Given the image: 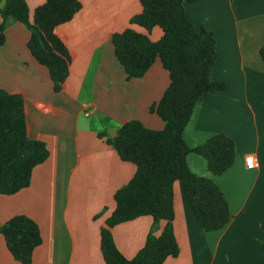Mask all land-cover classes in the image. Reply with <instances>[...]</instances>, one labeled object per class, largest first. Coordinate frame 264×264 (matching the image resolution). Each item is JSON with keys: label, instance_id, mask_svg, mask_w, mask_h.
<instances>
[{"label": "crops", "instance_id": "obj_1", "mask_svg": "<svg viewBox=\"0 0 264 264\" xmlns=\"http://www.w3.org/2000/svg\"><path fill=\"white\" fill-rule=\"evenodd\" d=\"M5 1L0 0V7ZM45 1H27L30 21ZM78 1L80 11L54 30L68 57V77L59 93L27 49L30 33L22 24H8L0 47V90L23 98L27 137L48 150L28 188L0 195V225L24 215L39 228L42 244L34 250L32 264H105L100 230L114 211L115 192L136 172L106 143L108 134L114 136L133 120L149 130L164 127L148 109L167 89L168 73L157 60L142 78L126 80L111 43L141 12L139 0ZM184 10L195 29L213 33L217 59L210 80L225 88L194 108L183 140L195 148L224 134L234 141L235 160L223 175L212 176L201 157L187 156L189 170L221 190L230 220L219 231H202L183 186L174 184L180 253L164 264H264V0H200L185 3ZM161 37L159 28L149 33L152 42ZM247 156L254 157L256 168L246 167ZM152 225L151 217H141L112 228L118 251L132 259ZM162 228L159 223L154 234ZM4 243L0 240V264H18Z\"/></svg>", "mask_w": 264, "mask_h": 264}, {"label": "trees", "instance_id": "obj_2", "mask_svg": "<svg viewBox=\"0 0 264 264\" xmlns=\"http://www.w3.org/2000/svg\"><path fill=\"white\" fill-rule=\"evenodd\" d=\"M27 1L6 0L0 7V47L5 43L8 24H22L30 33L27 49L47 69L53 90L59 93L68 77V57L54 30L78 13L81 4L78 0H46L34 10L30 21ZM198 1L139 0L141 12L130 19V27L112 36L114 55L126 80L142 78L158 60L168 73L169 85L148 109L163 122L162 130H149L133 120L106 140L118 158L134 165L136 172L128 184L115 192L114 211L100 230L105 264H164L168 258L178 257L173 209L176 183L183 186L202 231H219L230 220L229 205L221 190L212 180L193 174L186 158L189 154L201 157L209 174L221 176L234 163V141L217 134L189 148L182 137L194 108L209 94L225 88L223 83L210 80L217 59L213 33L195 29L184 10L185 3ZM154 28L162 32L156 42L149 39ZM260 55L264 60V47ZM47 158L45 144L27 137L23 98L0 90V195L12 196L28 188L34 168ZM141 217L152 218V229L143 247L128 260L116 248L111 229ZM159 223L163 228L156 236ZM0 235L15 262L32 264L33 252L42 244L34 221L24 215L15 216L0 225ZM260 245L264 251V240Z\"/></svg>", "mask_w": 264, "mask_h": 264}, {"label": "built area", "instance_id": "obj_3", "mask_svg": "<svg viewBox=\"0 0 264 264\" xmlns=\"http://www.w3.org/2000/svg\"><path fill=\"white\" fill-rule=\"evenodd\" d=\"M245 165L248 169L256 168L257 164L253 156H247L245 158Z\"/></svg>", "mask_w": 264, "mask_h": 264}, {"label": "rangeland", "instance_id": "obj_4", "mask_svg": "<svg viewBox=\"0 0 264 264\" xmlns=\"http://www.w3.org/2000/svg\"><path fill=\"white\" fill-rule=\"evenodd\" d=\"M6 31V30H5ZM54 91V90H53ZM55 93V92H54ZM108 136H109V134H108ZM0 240H2L3 241V238H2V236L0 235ZM4 245H5V243H4ZM6 247V246H5Z\"/></svg>", "mask_w": 264, "mask_h": 264}, {"label": "water", "instance_id": "obj_5", "mask_svg": "<svg viewBox=\"0 0 264 264\" xmlns=\"http://www.w3.org/2000/svg\"><path fill=\"white\" fill-rule=\"evenodd\" d=\"M109 136H110V137H113V133H109Z\"/></svg>", "mask_w": 264, "mask_h": 264}]
</instances>
